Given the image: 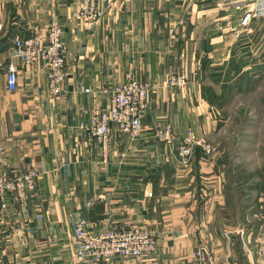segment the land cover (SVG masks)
I'll list each match as a JSON object with an SVG mask.
<instances>
[{
	"label": "crops",
	"instance_id": "obj_1",
	"mask_svg": "<svg viewBox=\"0 0 264 264\" xmlns=\"http://www.w3.org/2000/svg\"><path fill=\"white\" fill-rule=\"evenodd\" d=\"M224 1L111 0L105 18L92 24L79 19L74 0H0V142L11 170L40 173L27 208L12 195L0 197V264H86L74 255V227L81 219L92 236L133 225L154 233L152 253L95 264H196L201 246L210 252L204 264H264V191L256 212L246 216L261 225L233 226L218 154L196 148L183 163L178 150L190 129L216 146L206 71L225 65L241 44L239 30L251 32L264 14V0L230 9ZM247 11L254 18L241 29ZM54 22L63 27L71 61L65 98L49 95L41 64L13 56L15 39L37 30L46 34ZM10 62L18 68L13 92L6 82ZM129 73L154 86L143 131L132 141L112 127L105 157L78 125L106 108L110 94L103 90ZM181 74L185 87H166L168 76ZM165 126L173 131L172 145L156 137ZM257 201L245 209L252 211Z\"/></svg>",
	"mask_w": 264,
	"mask_h": 264
},
{
	"label": "built area",
	"instance_id": "obj_2",
	"mask_svg": "<svg viewBox=\"0 0 264 264\" xmlns=\"http://www.w3.org/2000/svg\"><path fill=\"white\" fill-rule=\"evenodd\" d=\"M74 1L79 8V19L92 24L105 18L111 2V0ZM258 1L235 0L232 4L238 6ZM253 18L252 11L245 12L240 28L249 26ZM13 49V56L22 63L29 65L39 63L43 66L51 97L65 98L69 94L66 84L71 61L64 52L63 27L59 22L52 23L46 34H41L37 30L30 36L15 39ZM17 71L14 62H10L6 67V82L10 92L18 88ZM166 82L168 88H182L187 85L186 77L182 74L170 75ZM153 90L152 83L144 82L129 73L126 81L116 85L111 91L103 90V93L110 94L108 105L104 109L93 110L89 122L80 123L78 128L94 138L101 145L104 156H108L112 127L132 141L140 137ZM84 92L90 93L91 90L85 89ZM156 137L167 145H172L175 138L170 126L160 127L156 131ZM196 148L214 155L219 152L216 146L198 138L190 129L178 144L183 163L189 161ZM39 177L40 173L35 168L26 172L11 170L7 149L0 142V197L12 195L18 205L27 208L31 195L37 191ZM87 227V222L83 219L77 221L74 227V255L81 263H112L118 259L137 260L152 253L156 248L154 233L145 226L133 225L122 230H103L97 236L90 235ZM209 259L210 252L204 246L196 250V264H204Z\"/></svg>",
	"mask_w": 264,
	"mask_h": 264
},
{
	"label": "rangeland",
	"instance_id": "obj_3",
	"mask_svg": "<svg viewBox=\"0 0 264 264\" xmlns=\"http://www.w3.org/2000/svg\"><path fill=\"white\" fill-rule=\"evenodd\" d=\"M234 1L224 2L230 9L235 7ZM263 17L264 14L258 16L256 27L251 32L239 30L238 39H243L229 61L207 70L204 77V85L214 87L219 93L215 103L218 125L213 144L218 148V164L225 175V188L233 214L231 225L251 223L254 229L261 222L257 217L248 220L246 216L256 212L259 205L257 197L264 191ZM247 195L251 198L241 203L239 198ZM256 201L252 211L245 209L247 204Z\"/></svg>",
	"mask_w": 264,
	"mask_h": 264
},
{
	"label": "trees",
	"instance_id": "obj_4",
	"mask_svg": "<svg viewBox=\"0 0 264 264\" xmlns=\"http://www.w3.org/2000/svg\"><path fill=\"white\" fill-rule=\"evenodd\" d=\"M204 92L206 93V95L208 97V101L210 103L214 104L217 102L218 95L214 91L213 87H204Z\"/></svg>",
	"mask_w": 264,
	"mask_h": 264
}]
</instances>
